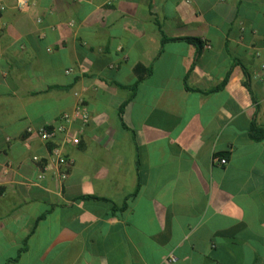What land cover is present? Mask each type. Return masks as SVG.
<instances>
[{"label":"crops","instance_id":"0c3cea01","mask_svg":"<svg viewBox=\"0 0 264 264\" xmlns=\"http://www.w3.org/2000/svg\"><path fill=\"white\" fill-rule=\"evenodd\" d=\"M16 1L0 0V264H264V0ZM79 101L92 120L59 168L37 130Z\"/></svg>","mask_w":264,"mask_h":264},{"label":"built area","instance_id":"2783aa9c","mask_svg":"<svg viewBox=\"0 0 264 264\" xmlns=\"http://www.w3.org/2000/svg\"><path fill=\"white\" fill-rule=\"evenodd\" d=\"M16 6L18 8L26 7L25 0H17ZM4 6H1L3 9ZM261 68L264 69V63L261 65ZM71 69H68L67 72H70ZM92 120L90 111L83 104L82 101H79L78 104L69 112H64L60 115L57 123L54 125H48L41 127L37 130L39 137L44 141H54L56 145L51 149L50 157L52 161L60 168L65 167L70 164V160L62 153V146L64 144H73L77 145L80 142V132L84 129V127ZM78 123L77 134H73L74 123ZM27 131H33L31 127L27 128ZM218 163L225 164L227 159L225 157L216 158ZM66 171H60L59 177L60 179L66 178ZM42 174L38 175V178L41 179Z\"/></svg>","mask_w":264,"mask_h":264},{"label":"trees","instance_id":"16d2710c","mask_svg":"<svg viewBox=\"0 0 264 264\" xmlns=\"http://www.w3.org/2000/svg\"><path fill=\"white\" fill-rule=\"evenodd\" d=\"M185 39L192 40L189 38H185ZM165 40H168V38L163 37L161 42H164ZM133 72L136 75V81L134 83V86H135L138 82L142 81L146 76H148L151 73V67H147L139 63L134 66ZM228 77H229V72L227 73V75L225 76L221 84L213 90H218L219 88L223 87L225 83L227 82ZM249 137L255 141H260L264 139V127H258L254 123H252L250 126V130H249ZM132 196L134 195L132 194ZM90 198H95V197L90 196ZM125 206H126V203H123L122 207L120 208L122 209Z\"/></svg>","mask_w":264,"mask_h":264}]
</instances>
